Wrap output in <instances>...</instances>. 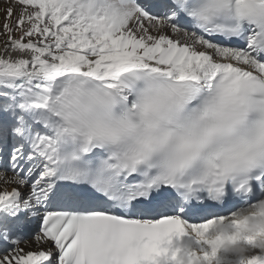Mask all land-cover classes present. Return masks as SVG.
<instances>
[{"label": "snow or ice", "instance_id": "snow-or-ice-1", "mask_svg": "<svg viewBox=\"0 0 264 264\" xmlns=\"http://www.w3.org/2000/svg\"><path fill=\"white\" fill-rule=\"evenodd\" d=\"M0 264H264V0H4Z\"/></svg>", "mask_w": 264, "mask_h": 264}, {"label": "bare ground", "instance_id": "bare-ground-1", "mask_svg": "<svg viewBox=\"0 0 264 264\" xmlns=\"http://www.w3.org/2000/svg\"><path fill=\"white\" fill-rule=\"evenodd\" d=\"M5 2L4 0H0V9H2L3 7H5Z\"/></svg>", "mask_w": 264, "mask_h": 264}]
</instances>
